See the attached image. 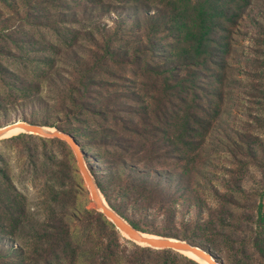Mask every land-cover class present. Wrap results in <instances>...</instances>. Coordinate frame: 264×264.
I'll use <instances>...</instances> for the list:
<instances>
[{"label":"trees","instance_id":"16d2710c","mask_svg":"<svg viewBox=\"0 0 264 264\" xmlns=\"http://www.w3.org/2000/svg\"><path fill=\"white\" fill-rule=\"evenodd\" d=\"M137 1L90 0L89 5L63 12L69 20L60 22H91L94 29L82 33L95 42L96 30L105 44L96 43L98 48L93 51L86 49L87 56L97 58L79 63L76 67L83 69L76 75L65 67V77L60 67L47 72L43 81L31 86L34 94L17 86L15 80H20L13 78L16 75L0 62V72L10 73L13 79L0 85V119L41 121L71 134L57 126L63 114L72 131L84 136L81 140L74 133L85 150L98 142L93 139L96 123L88 121L99 119L108 124L113 118L127 123L128 117L123 114H149L164 122L176 113L183 132L191 138L193 152L195 138L203 131L207 136L215 130L213 139L222 143L218 154L225 156L230 166L252 167L260 174L255 191L244 187V175L232 180L229 174L233 169L228 171V167L222 179L205 177L203 190L192 189L195 195H191L178 185L183 173L160 175L154 168L145 170L128 163L126 156L117 165L106 159L111 163L108 172L100 173L91 165L93 174L106 201L138 230L196 243L216 254L222 264H264V7L252 6L255 0H146L150 6L158 4V10L141 15L132 12L131 3ZM87 14L91 16L80 17ZM245 14L253 24L249 29L254 34L248 57L252 67L240 75L246 78V89L241 91L244 117L240 125L223 132L215 124L223 113L225 88H239L238 79H233L235 85L228 84L226 71L230 67L228 55L234 28ZM99 16H107L112 25L101 29L100 23L94 21ZM161 27L173 34L171 57L158 51L156 35ZM51 29L59 34L55 27ZM146 29L149 30L145 32ZM127 35L134 39L128 40ZM62 36L67 38L66 34ZM17 42L16 46L20 44ZM74 55L77 62L82 60L76 51ZM109 59L122 63L119 70L123 73L103 64ZM130 66L136 68L137 77L151 79L158 86L160 94L157 91L158 97L152 96L155 101L158 98V106L140 109L138 104L132 105L130 102L142 104L143 96L137 90H116L105 95L104 102L98 100L99 88L126 81L124 71ZM57 76L64 79L65 87L63 99L54 98L60 110L49 104L51 94L47 103L42 95L45 80ZM56 82L54 86L59 87ZM123 98L132 101L120 106L118 101ZM41 106L48 108L44 115L40 113L44 110ZM49 109H54L55 114ZM135 126L130 130L140 135L142 130ZM103 128L105 133L107 127ZM100 143L115 145L122 151L128 147L121 140L106 137ZM9 144L16 148L11 157L20 172L17 174L11 166L10 153L0 149V228L3 226L2 234L19 242L17 248L10 247L0 254L9 260L8 264H202L174 249L137 244L122 236L101 211L85 204L77 207L84 183L67 141L20 132L0 140L6 149ZM189 162L199 168L196 158Z\"/></svg>","mask_w":264,"mask_h":264},{"label":"rangeland","instance_id":"374dc122","mask_svg":"<svg viewBox=\"0 0 264 264\" xmlns=\"http://www.w3.org/2000/svg\"><path fill=\"white\" fill-rule=\"evenodd\" d=\"M145 1L146 0H139L134 4L130 2L133 7L132 12L138 14L140 13L141 15L146 12L151 14L156 13L158 10V4L157 6H150V4ZM90 3H92L90 0H6V2L5 0H0V50L7 52L5 55L0 53V62L4 65V67L8 68L16 75L13 78L20 80V82L15 80L17 86L21 88L25 87L27 88V92L34 94L36 92L31 89V86L35 83L43 81V78L47 76V72H54L58 67H60V70H62L61 73L65 77V75H68L67 71L63 70L65 67L71 71V74L76 75L83 69L81 67H76L79 63L83 62L84 59H90L93 61L97 58V55L87 56L88 54L86 49H91L90 51H93L98 48L96 43L104 45L105 41L101 35L96 32V30H94L96 39L95 42L90 39L88 34L85 32L82 33L85 29H94L91 22H84L81 24H68L60 22L62 19L69 20L68 17H63V12L70 11L71 9L76 10L79 7L89 5ZM252 6L257 8L264 7V0H255ZM128 14L130 13L128 12ZM89 16L91 15H80L82 18ZM94 19V21L100 23L101 29L112 25V20L108 19L107 16H99ZM249 19L248 15L245 14L234 28L232 50L228 55L230 67L226 71L227 73H225L228 84H230L233 79H238L236 86L239 88L232 89L231 86H227L225 88L226 101L223 103L222 116L215 124V126H217V130L229 131L232 127L240 125L241 119L244 117L243 111L245 107L243 103V92L241 91L246 89V78L242 79L240 75L249 67H252V65L248 62V57L252 53L251 38L254 32H252L253 29H249V27H252L253 25ZM130 21L136 23L134 18H131ZM52 27H55L60 35L56 33V30L51 29ZM148 30L149 29H146L145 32ZM4 34L9 35L10 37H6ZM64 34L67 35V38L65 39L62 36ZM172 35L173 34L171 32H164L162 27L156 35L158 51L161 55H164V57H171V53L173 51L171 46L174 41V37ZM127 39H134V37L127 35ZM17 40L20 44L16 46L14 43L17 42ZM74 51H76L79 58H82L80 62L76 61L77 59L74 55ZM103 64L106 67L112 65L115 71L119 70L122 65V63H116L110 59L108 61L104 60ZM119 72L123 73L121 70H119ZM124 75L126 81H117V86L106 89L99 88L101 94L99 95L97 93L98 100L104 102L106 98L105 95L116 90H137V92L143 96L140 98L142 104L130 102L132 105L138 104L140 109L152 105L153 107L158 106V98L155 101L152 96L157 95L158 97L160 90L158 89V86H154L152 84L151 79L137 77L136 68L134 66H130L129 69L125 70ZM51 79L53 78L45 80L42 92L43 99L47 103V98L49 99L48 95L51 94L53 99H49V104L51 107L54 106L60 110L62 107L59 105L57 99L54 98L57 97L63 99L64 96L62 92L65 90L63 82L64 79L59 76H57L54 80ZM4 80L13 82L10 73L0 72V85L4 82ZM23 80H26L29 85L24 83ZM55 81H57L56 83H58L59 87L54 86L53 83ZM231 84L233 86L235 85V82H232ZM128 101L132 100L123 98L118 101V104L123 106L122 104ZM45 107H42L44 110L40 112L41 115L46 113L48 108L45 109ZM49 111L52 112L53 115L55 114L54 109H49ZM123 115L128 117L126 118L127 123L123 121L118 123L116 119L113 118L108 124L99 119H91L88 121V123L92 125L96 123V133L94 136L95 138L93 139L99 143L97 142V144L94 145L95 147L91 150H85L82 148L80 143L79 145L86 165L92 174L95 169L100 171V173L108 172L106 170L111 169V163L106 162V159L114 162V165H117L120 164V159H125L126 156L128 158V163H136L137 168L143 167L145 170L154 168L160 175L171 171L178 174L183 173L184 178L182 179L181 184L178 185L183 186L182 192L187 191L191 195H195V193L192 192V189L195 192L203 190L201 184L204 182L205 177L212 178L213 181H216V179H222L225 172H228L231 169H233V172L229 175H231L232 180L243 177L242 175L245 176L243 185L247 190L254 189L255 191V188L258 186L260 174L254 168L232 167L225 156L222 157L218 154L222 143L213 139L212 135L214 133L212 131L215 130H212L207 136L205 131L199 134L195 138L197 141L196 151L193 152L190 150L193 146V144L190 145L191 138L183 132L182 128H184V126L180 117H178L176 113H172L171 116L164 122L156 120L155 117L150 116L149 114H145L142 117L137 114ZM62 117L63 120L57 121V126L71 132V134H69L74 136V133L76 132L72 131L73 129L71 128L69 122L66 121L63 114ZM18 121L24 120L13 119L10 122H6L1 118L0 128L4 125ZM39 122L43 124L41 121ZM72 122L75 126L79 125L76 121ZM83 123L84 122H82V124ZM103 125L107 127L105 133ZM135 125H138L142 130L140 135L130 130L135 128ZM156 127L159 129L158 131H156ZM143 129L147 130L143 131ZM20 132L21 131H18L17 133ZM79 132L76 133L79 139H85ZM17 133H14L13 135H16ZM105 137L107 139L112 138L114 141L121 140L124 145L128 146L126 148L127 150H119L115 145L108 146L101 144L100 140ZM262 137L264 140V133L262 134ZM201 143H203L202 146ZM0 149L10 153L11 166L18 174L20 169H16V162L11 157L15 154V146L9 144V148L6 149L5 145H0ZM97 156L103 158H99ZM194 158L198 161V169L195 164L192 163L193 161L191 163L189 162V160ZM75 159L79 173L83 179V187L85 190H81L82 192L79 193L77 207H80L81 204H85L88 207L95 208V203L92 200L87 183L79 169L76 155ZM91 165H93L95 169H92ZM228 167H230L229 170ZM162 177H167V175ZM123 178H125V176H123ZM31 193L34 195V191L32 189ZM2 230L3 226L0 228V254H3L5 250L10 247L17 248L19 246V242L15 238L8 234H2ZM144 233L162 236L155 233ZM121 234L124 236L123 233ZM8 261L9 260L5 259V257L0 258V264H8Z\"/></svg>","mask_w":264,"mask_h":264},{"label":"water","instance_id":"95a60500","mask_svg":"<svg viewBox=\"0 0 264 264\" xmlns=\"http://www.w3.org/2000/svg\"><path fill=\"white\" fill-rule=\"evenodd\" d=\"M20 128L21 132L36 134L48 138H60L67 141L76 155L78 166L83 174V177L87 183L88 189L90 191L92 200L95 203V208L101 211L114 225L115 227L126 236L137 244L143 246H151L153 248H170L177 250L185 255L187 252L193 253L196 258L189 257L197 260L202 264H222L213 254L211 250H207L196 243H192L187 240H183L176 237L167 236H157V237H145L144 232L138 230L134 227L128 220H126L122 215H120L105 199L100 187L98 185L96 177L92 174L88 166L86 165L82 150L76 138L69 133L53 128L48 125L41 123H32L29 121H18L15 123H10L4 125L0 128V140L13 136H7V134L14 128ZM51 129H50V128ZM18 134V133H17Z\"/></svg>","mask_w":264,"mask_h":264},{"label":"bare ground","instance_id":"6f19581e","mask_svg":"<svg viewBox=\"0 0 264 264\" xmlns=\"http://www.w3.org/2000/svg\"><path fill=\"white\" fill-rule=\"evenodd\" d=\"M50 129H51V128H50ZM51 130H54V129L52 128ZM18 131H21V129L18 128V127H16V128H14L12 131H10V132L7 134V136L13 135L14 133H17ZM143 235H144L145 237H157V236H155V235H151V234H147V233H143ZM187 254L193 256L194 258H196V256H195L193 253H191V252H187Z\"/></svg>","mask_w":264,"mask_h":264}]
</instances>
